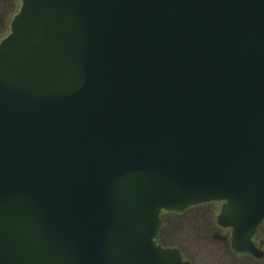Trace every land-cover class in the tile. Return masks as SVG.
I'll return each mask as SVG.
<instances>
[{
    "label": "water",
    "instance_id": "obj_1",
    "mask_svg": "<svg viewBox=\"0 0 264 264\" xmlns=\"http://www.w3.org/2000/svg\"><path fill=\"white\" fill-rule=\"evenodd\" d=\"M0 41V264H188L161 212L264 221V0H18Z\"/></svg>",
    "mask_w": 264,
    "mask_h": 264
},
{
    "label": "flooded vegetation",
    "instance_id": "obj_2",
    "mask_svg": "<svg viewBox=\"0 0 264 264\" xmlns=\"http://www.w3.org/2000/svg\"><path fill=\"white\" fill-rule=\"evenodd\" d=\"M222 205L208 202L180 213L161 212L155 244L178 251L188 264H264V221L250 238L248 249H234L233 230L218 221Z\"/></svg>",
    "mask_w": 264,
    "mask_h": 264
},
{
    "label": "rangeland",
    "instance_id": "obj_3",
    "mask_svg": "<svg viewBox=\"0 0 264 264\" xmlns=\"http://www.w3.org/2000/svg\"><path fill=\"white\" fill-rule=\"evenodd\" d=\"M12 7L11 0H0V33L2 30L5 31L6 34L10 32L9 27L12 20L10 12Z\"/></svg>",
    "mask_w": 264,
    "mask_h": 264
},
{
    "label": "trees",
    "instance_id": "obj_4",
    "mask_svg": "<svg viewBox=\"0 0 264 264\" xmlns=\"http://www.w3.org/2000/svg\"><path fill=\"white\" fill-rule=\"evenodd\" d=\"M11 1H12L13 7L11 9L10 16L13 18L19 10L20 2L18 0H11ZM8 34H6V32L2 30L0 33V41H2Z\"/></svg>",
    "mask_w": 264,
    "mask_h": 264
}]
</instances>
